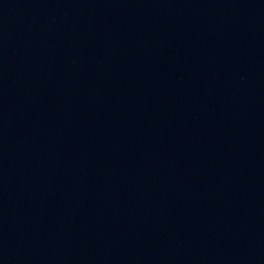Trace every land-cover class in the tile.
Returning a JSON list of instances; mask_svg holds the SVG:
<instances>
[{
    "label": "water",
    "instance_id": "1",
    "mask_svg": "<svg viewBox=\"0 0 264 264\" xmlns=\"http://www.w3.org/2000/svg\"><path fill=\"white\" fill-rule=\"evenodd\" d=\"M252 11H264V0H0V58L171 21Z\"/></svg>",
    "mask_w": 264,
    "mask_h": 264
}]
</instances>
